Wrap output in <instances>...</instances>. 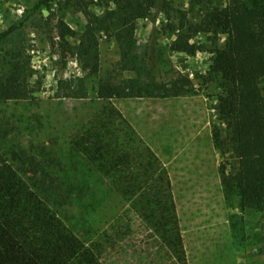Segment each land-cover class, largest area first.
Instances as JSON below:
<instances>
[{"label": "trees", "instance_id": "16d2710c", "mask_svg": "<svg viewBox=\"0 0 264 264\" xmlns=\"http://www.w3.org/2000/svg\"><path fill=\"white\" fill-rule=\"evenodd\" d=\"M51 1L39 0L34 7L49 10ZM64 1L82 12L86 23L77 32L57 21L62 50L77 59L86 75L97 76L103 34L115 41L119 59L97 79L95 96L104 105L72 142L80 158L74 171L55 174L44 163L30 161L33 175L27 177L9 164L0 166V264H106L107 246L95 238L93 213L110 198L127 203L130 218L150 231L158 250L175 264H187L167 169L111 101L195 93L187 74L157 80L146 50L139 49L136 22L158 4L165 11L170 50L194 56L206 48L194 37L206 34L213 45L208 72L218 76L220 88L216 112L223 128H214L212 139L222 158L221 188L226 199L238 197L240 210H263L264 0H189L185 9L167 0H97L104 7L99 15L90 11L89 0ZM16 29L14 24L0 32V43ZM4 53L0 101L34 98L41 78L25 46ZM73 93L87 95L82 79Z\"/></svg>", "mask_w": 264, "mask_h": 264}, {"label": "rangeland", "instance_id": "374dc122", "mask_svg": "<svg viewBox=\"0 0 264 264\" xmlns=\"http://www.w3.org/2000/svg\"><path fill=\"white\" fill-rule=\"evenodd\" d=\"M39 0H0V32L16 24L17 29L0 43V70L4 52L25 46L31 64L41 78L34 98L0 101V166L9 164L18 173L32 176V163H44L47 171H74L80 158L72 142L102 110L95 96L98 77L109 72L119 59L113 39L99 38L100 73L86 75L74 56L64 52L55 25L62 20L77 32L85 16L64 0L49 3L50 9L35 8ZM95 14L104 10L89 0ZM188 8L189 0H167ZM229 1L254 0H221ZM165 11L160 4L150 16L139 19L135 38L146 50L147 61L157 80L169 81L178 72L192 80L195 93L177 97H132L111 101L167 169L176 205L187 264H264V209L240 210L239 199H226L218 166L222 160L212 139L214 128H223L217 117L218 76L208 72L213 45L206 34L193 41L206 48L194 56L170 50L172 38L163 27ZM19 23V24H17ZM71 41V39H68ZM218 44H221L220 37ZM82 79L87 95L73 92ZM93 213L96 239L107 246L106 264H175L158 250L150 231L130 218L126 202L107 199Z\"/></svg>", "mask_w": 264, "mask_h": 264}]
</instances>
